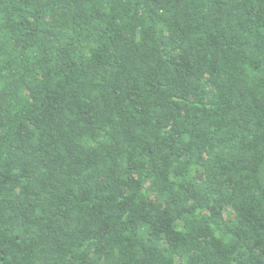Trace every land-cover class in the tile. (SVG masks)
I'll return each instance as SVG.
<instances>
[{"label":"trees","instance_id":"16d2710c","mask_svg":"<svg viewBox=\"0 0 264 264\" xmlns=\"http://www.w3.org/2000/svg\"><path fill=\"white\" fill-rule=\"evenodd\" d=\"M0 264H264V0H0Z\"/></svg>","mask_w":264,"mask_h":264}]
</instances>
